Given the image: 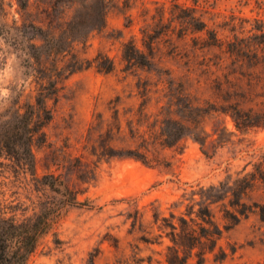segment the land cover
<instances>
[{"label":"trees","instance_id":"16d2710c","mask_svg":"<svg viewBox=\"0 0 264 264\" xmlns=\"http://www.w3.org/2000/svg\"><path fill=\"white\" fill-rule=\"evenodd\" d=\"M66 1L71 6L79 3L78 0ZM114 1L94 0L90 12L78 15L74 11L67 18H53L48 9L42 8L34 20L23 25L30 34L25 29L18 34L25 44L20 50L25 57L23 66L35 89L33 95L26 98L23 89L16 92L10 105L0 111V158L7 160L16 174H29L35 192L48 191L51 196L43 194L38 210L22 220L0 212V264H26L67 209L87 205L85 201H78L85 190L72 189L67 175L49 173L37 177L33 146L44 142L43 128L53 116L49 102L58 101L59 85L71 75L90 68L105 74L114 70L113 61L102 53L89 60L76 52L79 45L86 46L92 32L104 30ZM17 2L27 13L31 0ZM192 2L193 6L174 3L168 18L164 8L158 10L153 26L141 29V47L133 40L123 44L124 71H154L170 76L168 101L157 112H152L151 84L146 80L136 85L141 100L136 108L121 111L119 98L111 101L110 116L104 118L99 114L96 118L99 159H131L145 166L166 168L169 163L162 157L164 150L178 148L188 138L199 145L203 155L212 157L217 148L230 142L234 131L243 133L264 127V22H256L257 26L245 34L240 32L243 36L234 33L231 40L224 41L197 14V0ZM124 9L130 7L124 6ZM170 34H176L181 41L188 35L198 34L192 39V57L187 58L178 83L171 70L160 67L155 57L156 42ZM171 46L177 51L174 44ZM212 51L217 52L209 57ZM197 53L201 54V59L194 63L192 58H198ZM225 117L231 119L234 131L227 129ZM208 125L210 131H207ZM263 161L255 166L254 172L232 183L188 186V197L182 195V200L174 206L183 210L177 214L170 211L168 217L154 213L153 224L159 233L140 238L149 247H162L164 239L168 244L160 252L153 251L158 258L153 255L136 258L141 253L136 246L133 264H192V261L203 264L205 256L216 250L219 259L225 258L226 253L218 245L223 236L257 209L264 214V206L245 202L256 182H264ZM54 166L56 171L77 172L76 179L82 184L95 180L90 165L82 168L78 159L75 165L71 161L66 165L60 160ZM215 208L221 213L220 220L216 218ZM136 223L135 220L131 225L132 230ZM141 228L140 224L138 230ZM145 233L151 235V232ZM88 264H94V256Z\"/></svg>","mask_w":264,"mask_h":264},{"label":"rangeland","instance_id":"374dc122","mask_svg":"<svg viewBox=\"0 0 264 264\" xmlns=\"http://www.w3.org/2000/svg\"><path fill=\"white\" fill-rule=\"evenodd\" d=\"M78 2L71 6L66 0H31L24 13L17 0H0V111L10 105L16 92L23 89L26 98L35 89L22 62L25 57L20 50L25 44L18 34L24 29L30 34L23 25L34 20L42 8L48 9L53 18H67L74 11L78 15L86 14L94 5V0ZM174 3L193 6L192 0H115L109 8L104 30L92 32L86 46L76 47L78 55L89 60L99 53L106 55L113 61L114 70L105 74L90 68L71 75L59 85L58 101L49 102L53 116L43 128L44 142L35 143L33 153L38 178L49 173L67 175L72 189L85 190L78 201H85L87 205L67 209L26 264H88L91 256L94 264H133L136 246L141 250L136 258L149 255L158 258L153 251L160 252L168 241L164 239L162 247H149L140 240L142 236L159 233L153 224L154 213L159 217H168L170 211L177 214L183 207L174 209V206L182 200V195L188 197V186L232 183L254 172L255 166L264 160V127L236 132L229 117L224 122L228 130L234 131V136L217 148L212 157L203 155L199 145L188 138L178 148L164 150L162 157L169 163L166 168L145 166L131 159H99L96 118L99 114L104 118L110 116L111 101L119 98L121 111L136 108L141 101L136 85L144 80L151 84L152 112L168 101L170 76L154 71H124L122 47L130 40L141 47V29L153 26L162 8L168 18ZM196 9L208 28L215 29L224 41L231 40L234 33L243 36L240 32L245 34L257 26L256 22H264V0H197ZM197 36L188 35L181 41L176 34H170L156 42V61L160 67L171 70L175 83L184 73L187 58L192 57V39ZM216 52L209 53V57ZM197 54L198 58H192L194 63L201 59V54ZM207 131H210L209 125ZM76 159L82 168L90 165L95 172L94 181L82 184L76 179L77 172L56 171L57 161L64 160L66 165L71 161L75 165ZM33 183L29 174H16L9 162L0 158V212L16 220L36 212L43 194H51L35 192ZM245 202L264 206V182H256ZM215 214L220 220L218 208ZM135 220L136 228L132 230ZM140 224L142 228L138 230ZM218 245L226 257L219 259L216 250L205 256L203 264H264V214L257 209L242 219Z\"/></svg>","mask_w":264,"mask_h":264}]
</instances>
